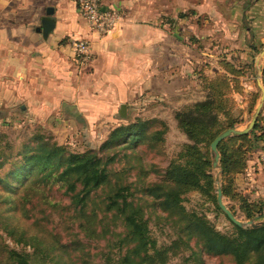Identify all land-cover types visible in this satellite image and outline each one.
<instances>
[{"label": "trees", "instance_id": "16d2710c", "mask_svg": "<svg viewBox=\"0 0 264 264\" xmlns=\"http://www.w3.org/2000/svg\"><path fill=\"white\" fill-rule=\"evenodd\" d=\"M185 15L179 13L180 17ZM220 66L222 71L212 77L200 74L207 96L194 102L189 109L176 112L178 126L190 141L183 143L169 160L158 182L146 188L159 199L160 206L167 210L172 224L178 228L169 242L158 244L150 235L141 206L128 197L130 184L122 177L125 168L111 166L120 156H129L125 143L146 139L153 146L164 139L167 128L164 122L162 127L146 133L153 119L136 117L111 127L99 150L87 148L82 152H70L60 143L40 140L35 145L25 143L17 151L23 157L22 169L32 163L45 165L55 158V162L60 163L57 178L68 194L65 207L71 210L69 217L76 222L77 230L69 241H61L49 233L26 235L25 231L9 229L14 241L31 247V251L9 250L16 264H166L171 255L185 248L192 249V239L203 246L199 251L192 249L188 257L193 255L199 259L204 248L217 254L228 253L237 264H264V221L246 226L232 221L235 233L228 234L215 229L196 212L185 211L180 204L181 195L192 189L217 201L211 192L214 179L209 172L213 157L210 143L218 133L241 120L234 115L237 102L233 92L241 94L238 78L243 71L226 59L220 61ZM261 74L264 87V66ZM250 96L248 110L252 111L259 93L253 92ZM252 138L264 141V102L251 131L229 135L218 143L223 177L220 187L226 197H235L232 179L246 167ZM3 150L0 149V161L5 157H2ZM130 151H133L130 156L139 163V170L145 172L140 154L134 148ZM255 205L250 203L245 207L248 217L255 214ZM229 209L234 213L232 207Z\"/></svg>", "mask_w": 264, "mask_h": 264}, {"label": "crops", "instance_id": "0c3cea01", "mask_svg": "<svg viewBox=\"0 0 264 264\" xmlns=\"http://www.w3.org/2000/svg\"><path fill=\"white\" fill-rule=\"evenodd\" d=\"M103 3L119 8L122 17L112 30L99 34L89 27L75 0H0V98H14L17 90L28 117L56 118L61 105L62 115V108H67L81 113L88 123L104 118L111 124L104 136L113 121L117 123L120 103H126L128 121L149 99L169 97L176 91L189 99L192 89L202 88L192 65L203 64L207 55L218 50L242 57L247 47L253 48L254 41L264 37V0ZM186 10L194 12L178 18L182 31H177L176 21L170 19ZM243 17L250 19L248 24ZM191 34L213 47L196 48ZM78 38L89 42V62L75 55L72 40ZM82 62L89 63L84 74ZM213 68L221 66L203 71L214 73ZM90 89L96 98L88 109H80L76 101L83 90L89 93Z\"/></svg>", "mask_w": 264, "mask_h": 264}, {"label": "rangeland", "instance_id": "374dc122", "mask_svg": "<svg viewBox=\"0 0 264 264\" xmlns=\"http://www.w3.org/2000/svg\"><path fill=\"white\" fill-rule=\"evenodd\" d=\"M180 12L174 19H170V21H176L175 28L177 31H182L181 22L177 23L178 18H188L191 11L182 12L186 14L182 17L179 16ZM242 20L246 24L250 21L246 17H243ZM201 39L195 34H191V44H194L196 48L213 47V43L202 42L203 39ZM246 50L247 53L239 58L228 56L225 52L218 50L216 53L211 52L212 55L210 56L207 55L203 64L200 62L192 65V71H196V77H199L200 72L212 77L217 71H222V68L215 70L213 68L214 73L209 72L210 74H207L203 70L206 67L220 65V61H224V59L239 66L243 71V74L238 78L241 94L233 92L237 102L234 115L241 119L235 124L234 127L236 128L244 127L250 120L261 93L258 81L262 84L261 70L264 66V46L255 40L254 47H247ZM219 52L222 53L219 54L218 58H215ZM81 64L84 68L82 70L84 74L89 63L82 62ZM178 85H182V82ZM15 91L14 98L4 96L2 99L0 98V149H4L2 157L5 156L0 161V264H16L9 253L11 248L31 251L28 244L12 239L8 233L11 228L17 229L18 232L25 231L26 235L35 232L39 234L49 233L61 241H69L74 237L73 233L77 230L76 222H73L69 217L71 210L65 207L69 201L68 194L57 178V173L61 168L60 163L55 162V158L45 165L32 163L22 169L23 157L17 151L22 149V145L25 143L35 145L40 140L50 143L55 141L64 145L70 152H82L87 148L99 150L101 143L107 136V134L104 136L102 134H104L107 124H110V122H104V118L99 117L96 122L88 123L83 119L81 113L69 111L67 108H62L64 111V115H62L60 112L61 105L57 106L59 110L56 113V118L48 120L50 115L39 118L28 117L25 113L26 105L21 108V104L24 103V99H21L23 96L18 94L17 90ZM253 92H258L259 97L254 109L250 111L248 110V100ZM102 93L99 91V94ZM181 95L182 91H176L169 93L167 95L169 97L160 96L157 100L149 99L135 112V118L153 119L146 128V133L154 128L162 127V122L167 126L163 134L164 139L157 142V145L150 146L146 139H139L135 143H125L126 152L129 156L134 151H130L132 148L140 154L141 162L145 165V172L139 170L138 161L131 156H120L119 159L111 162L113 168L121 166L125 168L122 177L126 183L130 184L128 197L141 206L143 217L149 227V233L158 244L169 242L176 235L178 228L172 224L170 215H167V210L160 206L159 199L149 194L146 188L158 182L169 160L175 156L183 143L190 141L186 133L178 126L176 112L204 99L207 96V90L204 88H201V91L199 88L192 89L189 99L181 98ZM94 98L96 96L92 93V89L89 93L88 90H83L80 99L76 102L80 109L86 110ZM100 99L102 98L100 97ZM146 103L147 105H145ZM40 118L43 120L41 121ZM135 118L128 121H133ZM128 121H126V117L123 118L118 115L117 123L115 124L116 121H113L112 125ZM252 139L253 146L247 155L246 167L241 172L236 173L232 179L235 197L229 198L222 195V199L228 208H233L234 215L241 221L253 220L257 223L264 221V141ZM211 154L213 155L212 150ZM209 172L214 179L211 192L216 197V188L221 186L223 181L219 160L214 166L212 157V166ZM48 174L49 176H46ZM250 203L256 204L254 207L255 214L248 217L245 207ZM180 204L183 205L185 211L196 212L206 218L215 229L228 234L235 233L232 221L221 208L217 207V201L213 200L211 196L197 189H192L181 195ZM117 229L122 228L118 227ZM191 245L195 251H199V248L203 246L194 239H192ZM192 249L185 248L171 255L166 264H237L234 257L228 253L217 254L208 252L204 248L201 249L202 253L199 259L193 255L188 257ZM255 256L251 258V261H254ZM245 264H251V262Z\"/></svg>", "mask_w": 264, "mask_h": 264}, {"label": "built area", "instance_id": "2783aa9c", "mask_svg": "<svg viewBox=\"0 0 264 264\" xmlns=\"http://www.w3.org/2000/svg\"><path fill=\"white\" fill-rule=\"evenodd\" d=\"M80 14L86 19L89 27L99 33L104 34L112 30L121 20L122 13L119 8L106 6L103 0H75ZM264 46V37L261 39ZM72 46L75 55L83 61L91 59L89 42L87 39H73Z\"/></svg>", "mask_w": 264, "mask_h": 264}, {"label": "water", "instance_id": "95a60500", "mask_svg": "<svg viewBox=\"0 0 264 264\" xmlns=\"http://www.w3.org/2000/svg\"><path fill=\"white\" fill-rule=\"evenodd\" d=\"M258 84L260 86L261 89V93H260V97L258 100V103L256 105L255 111L252 115V117L250 118V120L246 123V125L242 128H236V127H228L226 129H224L223 131H221L220 133H218L211 141L210 143V147L213 153V165L216 166L219 160V151H218V143L224 139L225 137L232 135V134H244L247 133L254 125L255 121H256V117L260 111V108L262 106L263 100H264V87L263 85L260 83V81H258ZM119 116L125 118L126 117V103L122 102L119 105ZM222 190L220 186H217L216 188V198H217V203L219 205V207L226 213V215L230 218L231 221H233L234 223H236L237 225H245V224H249V225H255V222H253V220H248L246 222L241 221L239 218H237L234 213L227 207V205L224 203L223 199H222Z\"/></svg>", "mask_w": 264, "mask_h": 264}]
</instances>
